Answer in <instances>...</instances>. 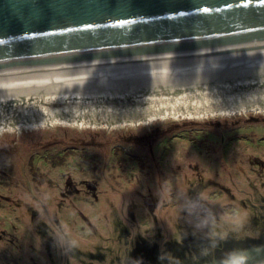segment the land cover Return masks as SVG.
Instances as JSON below:
<instances>
[{"label": "rangeland", "instance_id": "374dc122", "mask_svg": "<svg viewBox=\"0 0 264 264\" xmlns=\"http://www.w3.org/2000/svg\"><path fill=\"white\" fill-rule=\"evenodd\" d=\"M201 194L224 238L183 207ZM262 240L264 113L0 135V264H125L126 246L140 264Z\"/></svg>", "mask_w": 264, "mask_h": 264}, {"label": "water", "instance_id": "95a60500", "mask_svg": "<svg viewBox=\"0 0 264 264\" xmlns=\"http://www.w3.org/2000/svg\"><path fill=\"white\" fill-rule=\"evenodd\" d=\"M256 71L264 0H0V85ZM246 250L264 264V246Z\"/></svg>", "mask_w": 264, "mask_h": 264}, {"label": "bare ground", "instance_id": "6f19581e", "mask_svg": "<svg viewBox=\"0 0 264 264\" xmlns=\"http://www.w3.org/2000/svg\"><path fill=\"white\" fill-rule=\"evenodd\" d=\"M264 113V71L192 78L0 85V135L73 126L138 128L157 121Z\"/></svg>", "mask_w": 264, "mask_h": 264}, {"label": "flooded vegetation", "instance_id": "af4514ba", "mask_svg": "<svg viewBox=\"0 0 264 264\" xmlns=\"http://www.w3.org/2000/svg\"><path fill=\"white\" fill-rule=\"evenodd\" d=\"M264 246V245H261ZM260 247V246H258ZM224 243L220 245H205L204 247H195L190 250L189 247L186 249L180 248L177 251L164 250V253L160 256H150L148 259L142 260L140 264H212L213 262H223L229 254L237 250H246L248 248H254L253 246L243 247L236 249L231 248L225 250ZM126 258L125 264H128L129 255L128 247L126 246Z\"/></svg>", "mask_w": 264, "mask_h": 264}, {"label": "clouds", "instance_id": "9594fccd", "mask_svg": "<svg viewBox=\"0 0 264 264\" xmlns=\"http://www.w3.org/2000/svg\"><path fill=\"white\" fill-rule=\"evenodd\" d=\"M205 201H207V198L203 194H201V204L198 205L195 203H188L183 207L186 208L189 213L196 214L197 216H199L198 209L202 208L204 211H206L208 213L207 216L198 219L196 222V227L199 228L205 225H210L213 229V231L210 234L213 237L219 235L221 238H224L227 235V233L226 232L218 233L217 231H215L217 227V223L215 218L212 216L211 210L208 209L204 204ZM179 211L180 208H178V213ZM173 230L175 231V228H173ZM176 239L177 240L181 239L180 233H176ZM256 251L257 253H259L261 250L257 248ZM250 258H251L250 253L247 250H237L231 252L227 257V259L223 261V264H248Z\"/></svg>", "mask_w": 264, "mask_h": 264}, {"label": "trees", "instance_id": "16d2710c", "mask_svg": "<svg viewBox=\"0 0 264 264\" xmlns=\"http://www.w3.org/2000/svg\"><path fill=\"white\" fill-rule=\"evenodd\" d=\"M224 245H225L226 248H228L230 246L229 244H225V243H224ZM260 245H264V240H262V242L261 241L260 242L254 241L253 245H251V246L257 247V246H260ZM204 246L205 245H203V244H198V245L194 244L193 246H189V249L193 250L195 247H204Z\"/></svg>", "mask_w": 264, "mask_h": 264}, {"label": "snow or ice", "instance_id": "6c2138e0", "mask_svg": "<svg viewBox=\"0 0 264 264\" xmlns=\"http://www.w3.org/2000/svg\"><path fill=\"white\" fill-rule=\"evenodd\" d=\"M199 11L208 12L209 9H208V8H203V9H199ZM181 15H183V13H181ZM125 23H128V21H126V20H118V25H123V24H125ZM113 26H116V25H113ZM91 27H92L91 24H86V25H85V28H86V29H87V28H91Z\"/></svg>", "mask_w": 264, "mask_h": 264}]
</instances>
